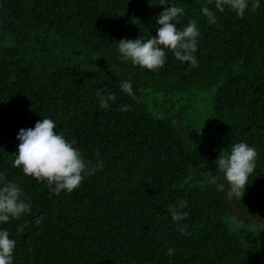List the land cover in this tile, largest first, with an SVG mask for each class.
Returning <instances> with one entry per match:
<instances>
[{
    "label": "trees",
    "instance_id": "1",
    "mask_svg": "<svg viewBox=\"0 0 264 264\" xmlns=\"http://www.w3.org/2000/svg\"><path fill=\"white\" fill-rule=\"evenodd\" d=\"M170 3L185 10L178 29L197 21L196 67L169 50L156 71L120 58L119 40L156 34L165 7L159 0H0V174L18 183L32 206L19 220L0 222L16 241L13 264H257L255 248L264 240V0L255 11L250 0L243 19L228 9L217 13L216 25L201 13L202 6L215 11L213 0ZM122 80L131 81L135 100ZM97 90L115 94L107 110ZM43 118L76 140L92 166L103 162L71 193L54 194L13 166L19 130ZM239 142L258 156L244 196L235 199L204 172L226 185L213 163ZM181 200L188 235L168 211ZM230 217L244 225L232 226Z\"/></svg>",
    "mask_w": 264,
    "mask_h": 264
},
{
    "label": "clouds",
    "instance_id": "2",
    "mask_svg": "<svg viewBox=\"0 0 264 264\" xmlns=\"http://www.w3.org/2000/svg\"><path fill=\"white\" fill-rule=\"evenodd\" d=\"M214 10L209 6H202L201 13L207 18L209 25L218 24L217 13H224L226 9L233 12L238 18L243 19L249 9L250 0H213ZM160 5L165 7L156 17V34L144 40L141 37L121 39L118 41V52L123 61H131L133 66L156 71L162 68L166 61V51L169 50L181 63L187 62L190 67L198 66L195 53L198 48L200 32L195 19L189 20L183 29L177 28L179 18L184 14V8L170 3V0H159ZM170 4V7L167 6ZM260 6L259 0H251V10L255 11ZM121 90L127 95L136 99L132 83L129 80H122ZM99 106L107 110L109 102L115 101L116 96L112 93H105L97 90ZM129 105L121 107L122 112L129 109ZM56 124L50 118H43L35 123L34 128H21L17 134L18 154H15L13 166L21 168L26 176L33 177L37 181L46 182L49 190L54 194L61 191L71 193L78 188L86 176H91L103 162L97 161L96 166L91 161L83 158L82 152L74 147L76 140L67 141L63 135L55 131ZM257 150L246 142L235 143L230 153L225 154L224 149L215 161L216 173L222 174L226 181L219 183L220 177L205 171L209 183L216 184L218 191H223L225 186L228 194L235 199H242L245 194L249 176L255 171L257 161ZM25 197L22 187L16 182L8 181L0 174V222L19 220L22 216L31 213V203ZM187 205L186 200H181L178 206L169 205L168 211L177 229L182 235H188L187 225L182 224L188 217V212L182 211ZM43 217L35 220L39 225ZM25 224L18 228L23 232ZM7 229H0V264H13V254L16 241L9 238ZM174 248H169L167 254L171 256Z\"/></svg>",
    "mask_w": 264,
    "mask_h": 264
},
{
    "label": "rangeland",
    "instance_id": "3",
    "mask_svg": "<svg viewBox=\"0 0 264 264\" xmlns=\"http://www.w3.org/2000/svg\"><path fill=\"white\" fill-rule=\"evenodd\" d=\"M202 137L206 138V140H207L206 133H203V136ZM213 137H215V140H216L217 135L214 134ZM206 152H208V151L206 150ZM211 157H213V155H211ZM213 164H215V163H213ZM230 224L232 226H234V227L235 226L236 227H238V226L240 227V226H243L244 225V222H241V221H239L237 219H234V218H231L230 217ZM250 227H252V224H250ZM255 251H256L257 256H258L257 264H264V240H261V242L255 248Z\"/></svg>",
    "mask_w": 264,
    "mask_h": 264
}]
</instances>
